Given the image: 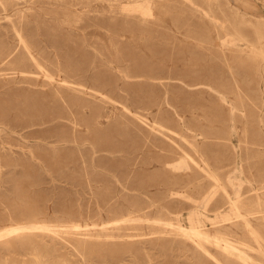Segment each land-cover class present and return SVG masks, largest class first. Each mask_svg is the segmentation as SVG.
Here are the masks:
<instances>
[{
    "label": "rangeland",
    "instance_id": "1",
    "mask_svg": "<svg viewBox=\"0 0 264 264\" xmlns=\"http://www.w3.org/2000/svg\"><path fill=\"white\" fill-rule=\"evenodd\" d=\"M136 1L144 15L132 11L135 0H0V52L10 53L0 61V229L88 225L124 235L98 247L111 257L78 256L72 264H215L156 234V220L175 224L163 208L185 203L168 193L186 171L165 166L169 141L150 127L207 145L228 192L229 176L264 186V58L248 47L264 45L255 32L264 35V0ZM233 34L246 40L234 42ZM19 38L43 72L8 65L21 52ZM63 81L95 116L53 97ZM238 238L264 263L243 228ZM31 253L0 248V264H35Z\"/></svg>",
    "mask_w": 264,
    "mask_h": 264
},
{
    "label": "bare ground",
    "instance_id": "2",
    "mask_svg": "<svg viewBox=\"0 0 264 264\" xmlns=\"http://www.w3.org/2000/svg\"><path fill=\"white\" fill-rule=\"evenodd\" d=\"M187 1L190 2V0ZM135 2L136 4L131 8L132 11H139V14L144 15L147 12L144 10V5L136 0ZM238 15L243 17L249 14L245 12ZM206 16L210 17V15ZM222 31H224L223 27ZM255 32L259 39L264 38L259 30H255ZM245 40L243 35L233 34L232 41ZM18 43L21 52L14 56L8 65L26 64L43 72L42 67L31 54L27 43L22 38H19ZM248 47L255 50L260 58H264V45L261 44L257 48L252 45ZM1 56L0 61L3 62L10 57V53L4 56L3 52H0ZM42 77L46 79L45 85H53L54 79L51 74L43 73ZM56 87L60 92H54L53 97L60 95V100H63L65 106L71 108L72 112L74 109L79 112L88 110L91 116H95V108L76 98L74 93L77 90L71 84L63 81V84L58 83ZM47 112L43 110L39 114L42 116ZM73 119L72 117V122L69 123L76 125ZM138 119L143 122L141 118ZM76 120L78 121L77 118ZM150 129L169 141L172 155H170L169 160L164 161L165 166L173 170L183 169L186 171L182 176L173 179V186L179 190L176 191L177 189L172 188L168 193L170 197L181 196L185 203L180 201L172 204L168 209L163 208L167 216L173 217L175 224H168L161 219L156 220L155 224L159 229L156 234L169 236L170 239H168L171 243L183 244L186 247V252H190L193 257L209 258L215 264H225V261L217 256L219 254L235 259L242 264H261L255 259H251L240 248L245 243L240 241L238 236L239 229L243 228L257 245V247L246 246L264 259V186L254 187L251 181L242 179L241 182L240 179L229 176L228 182L233 189V192L230 193L220 179L221 168L218 166L219 164L211 163L206 156L207 145H203L195 139L173 140L168 136L166 128L158 123L153 124ZM36 137L46 140L53 136L36 133ZM173 157L179 161L177 165H173ZM234 171L241 173L237 169ZM234 181L237 182L236 185ZM244 183L248 184L250 188L247 192L242 193L241 188ZM186 210V215H184L183 212ZM209 214H212L213 217L211 218ZM130 220L142 221L140 218H131ZM183 221L186 223L185 226ZM167 225L172 227L170 231L164 229V226ZM106 229L107 227H102L90 232L88 225H85L84 229H81L79 225L57 229L45 223L12 225L0 229V240H3L0 242V248L7 250L17 246L30 248L32 250L31 256L36 261L35 264H48V261L45 260L46 257L56 259L61 264H72L71 259H76L78 256L84 258L91 255H106L107 253L106 257L112 256V251L99 252L98 247L108 242L115 245V242L120 241L124 235L119 233L116 235L108 234ZM212 249L214 253L211 251ZM42 250L52 251V253L43 255Z\"/></svg>",
    "mask_w": 264,
    "mask_h": 264
}]
</instances>
